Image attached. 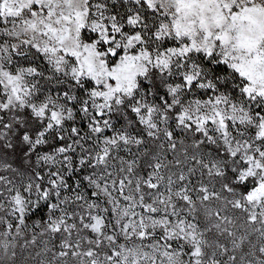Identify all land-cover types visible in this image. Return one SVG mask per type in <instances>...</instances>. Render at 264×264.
I'll return each mask as SVG.
<instances>
[{
  "label": "snow or ice",
  "instance_id": "snow-or-ice-1",
  "mask_svg": "<svg viewBox=\"0 0 264 264\" xmlns=\"http://www.w3.org/2000/svg\"><path fill=\"white\" fill-rule=\"evenodd\" d=\"M0 264H264V0H0Z\"/></svg>",
  "mask_w": 264,
  "mask_h": 264
}]
</instances>
